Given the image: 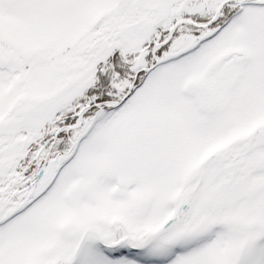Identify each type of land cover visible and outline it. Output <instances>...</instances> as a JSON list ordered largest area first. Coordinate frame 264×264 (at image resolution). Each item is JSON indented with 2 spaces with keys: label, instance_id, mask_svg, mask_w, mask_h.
Wrapping results in <instances>:
<instances>
[{
  "label": "snow or ice",
  "instance_id": "1",
  "mask_svg": "<svg viewBox=\"0 0 264 264\" xmlns=\"http://www.w3.org/2000/svg\"><path fill=\"white\" fill-rule=\"evenodd\" d=\"M0 264H264V0H0Z\"/></svg>",
  "mask_w": 264,
  "mask_h": 264
}]
</instances>
